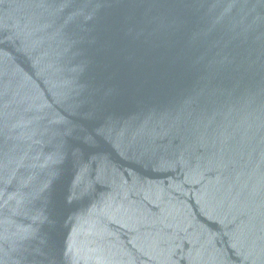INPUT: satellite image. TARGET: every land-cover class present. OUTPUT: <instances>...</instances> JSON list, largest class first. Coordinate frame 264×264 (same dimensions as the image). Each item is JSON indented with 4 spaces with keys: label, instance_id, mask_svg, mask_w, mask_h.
<instances>
[{
    "label": "water",
    "instance_id": "1",
    "mask_svg": "<svg viewBox=\"0 0 264 264\" xmlns=\"http://www.w3.org/2000/svg\"><path fill=\"white\" fill-rule=\"evenodd\" d=\"M0 264H264V0H0Z\"/></svg>",
    "mask_w": 264,
    "mask_h": 264
}]
</instances>
